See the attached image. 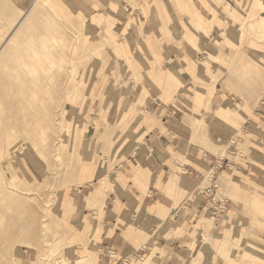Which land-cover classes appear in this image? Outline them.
I'll return each mask as SVG.
<instances>
[{
	"label": "rangeland",
	"instance_id": "rangeland-1",
	"mask_svg": "<svg viewBox=\"0 0 264 264\" xmlns=\"http://www.w3.org/2000/svg\"><path fill=\"white\" fill-rule=\"evenodd\" d=\"M33 2L24 0L20 7L18 0H0V264H65L60 252L77 259L75 245H84L86 236L78 212L90 205L85 196L96 171L108 183L112 159L127 153L128 138L138 131V118L122 113L132 99L122 95L136 74L142 77L139 84L147 78L154 87L144 63L146 38L132 12L137 3L89 15L73 0H57L59 10L50 0ZM207 5L209 13L191 22L195 44L186 37L176 40L167 22L166 32L176 46L194 45L200 61L203 53L213 54L212 72L185 84L198 91L218 88L230 114L215 118L213 133H227L228 141L236 138L246 150L242 124L247 117L256 123L264 96L259 94L264 88V0H210ZM19 8H30L31 18L11 39ZM249 12V21L241 25ZM241 26L245 32L238 30ZM244 53L252 56L254 61L246 59L259 74H248L235 62ZM175 73L183 77L184 70ZM213 76L218 77L214 83ZM208 121L193 120L198 127L194 142L216 151L207 144ZM258 168L254 181L225 190L234 207L220 224L206 218L202 232L215 242L212 248L207 240L200 244L199 256L204 251L205 259L196 264H264V154ZM92 172L91 179L85 178ZM82 187L86 191L77 208L73 194Z\"/></svg>",
	"mask_w": 264,
	"mask_h": 264
},
{
	"label": "crops",
	"instance_id": "crops-1",
	"mask_svg": "<svg viewBox=\"0 0 264 264\" xmlns=\"http://www.w3.org/2000/svg\"><path fill=\"white\" fill-rule=\"evenodd\" d=\"M50 1L59 10L57 0ZM73 2L81 13L85 8L89 15H96L104 7L119 9L126 2L137 3L138 7L132 12L139 19L146 38L149 53L144 62L146 73L155 83L152 87L145 78L144 85L139 84L142 77L136 74V79L129 82L123 93L124 98L132 99V105H124L122 113L138 118L135 125L138 131L133 138H128L127 153L112 159L115 163L107 173L108 183L102 178L105 174H98L97 169L96 179L85 196L90 199V205L78 212L80 224L86 228L82 241L85 243H76L73 255L77 259L74 261L60 252L64 263L80 264L85 260L87 264H196L198 259H205L204 251L199 256L200 244L207 240L212 248L215 242V237L205 239L202 232L208 225L206 218H213L216 226L227 216L230 206L234 207L232 199L224 194L225 190L258 178V164L264 154V96L255 112L256 123L251 122V117L243 121L241 130L249 140L246 150L240 147L238 139L228 141V134L220 128L224 135H214L215 118L220 121L230 114L222 105V94L217 92V87L198 91L185 84L194 77L208 76V69L212 72L215 67L213 54L203 53L201 61L194 58V45L190 44L188 49L176 46L165 27L167 22V30L178 36L176 40L180 38L183 42L186 37L187 43L195 44L197 35L191 22L204 17L210 0ZM18 4L25 6L24 0H18ZM30 13V8H19L12 17L11 39L22 30L25 20L31 18ZM249 17L250 12L241 25L247 23ZM238 30L246 31L243 26ZM179 53L183 55L178 60ZM244 54L235 58V62L248 74H259L260 70L249 64L254 61L252 56ZM181 69L183 77L175 73ZM160 72H166L165 79ZM166 76L172 80L169 84ZM217 76H213V83ZM259 94H264V88ZM200 118L209 120L207 144L214 146L216 151L194 142L198 127L193 120ZM84 176L91 179L93 172ZM85 178L77 180L83 184ZM224 181L228 187H222ZM83 191L85 187L73 194L78 199L74 204L77 208L83 203ZM222 204H225L224 209L217 211V206Z\"/></svg>",
	"mask_w": 264,
	"mask_h": 264
},
{
	"label": "built area",
	"instance_id": "built-area-1",
	"mask_svg": "<svg viewBox=\"0 0 264 264\" xmlns=\"http://www.w3.org/2000/svg\"><path fill=\"white\" fill-rule=\"evenodd\" d=\"M224 207H225V204L219 205V206H217L216 210L221 211L224 209Z\"/></svg>",
	"mask_w": 264,
	"mask_h": 264
}]
</instances>
